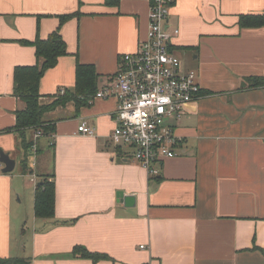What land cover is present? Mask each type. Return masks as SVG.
I'll return each mask as SVG.
<instances>
[{"label": "crops", "instance_id": "1", "mask_svg": "<svg viewBox=\"0 0 264 264\" xmlns=\"http://www.w3.org/2000/svg\"><path fill=\"white\" fill-rule=\"evenodd\" d=\"M148 8L146 0H0V150L15 162L11 173L0 170V259L264 264V26L238 24L239 16L264 15V0L172 3V51L181 71L195 73L201 97L168 121L180 142L157 176L111 143L114 98L93 96L79 108L69 101L45 113L55 131L36 140L34 158L30 145L23 148L34 130L13 129L24 107L12 92L13 71L38 64L37 38L58 31L67 51L40 81L41 104L60 90L76 94L77 64L93 66L97 92L146 39ZM61 16L69 18L61 24ZM81 120L93 136L76 133ZM31 170L37 182L54 183L51 219L34 216ZM75 247L104 258H74Z\"/></svg>", "mask_w": 264, "mask_h": 264}, {"label": "built area", "instance_id": "2", "mask_svg": "<svg viewBox=\"0 0 264 264\" xmlns=\"http://www.w3.org/2000/svg\"><path fill=\"white\" fill-rule=\"evenodd\" d=\"M146 1L149 4L146 39L134 53L119 59L113 83L97 91L94 97L116 100L111 143L125 148L126 156L155 177L159 174L158 164L173 158L174 147L180 142L168 121L179 120L182 107L198 100L201 93L195 73L181 71L180 60L172 51V39L178 31L168 32L166 23L174 0ZM63 93L64 90L58 92ZM76 133L93 136L94 129L81 120ZM42 136L41 131L33 134L30 144L33 158L36 140ZM28 177L35 186L37 179L32 170Z\"/></svg>", "mask_w": 264, "mask_h": 264}, {"label": "trees", "instance_id": "3", "mask_svg": "<svg viewBox=\"0 0 264 264\" xmlns=\"http://www.w3.org/2000/svg\"><path fill=\"white\" fill-rule=\"evenodd\" d=\"M106 4L117 3L118 0H105ZM69 16L59 18L62 24ZM241 28H258L264 26V15H242L238 18ZM26 44V42H22ZM38 64L27 67H16L13 71L12 82L13 95L20 99L24 107L15 113L14 130L23 132L33 129L34 132L41 131L43 136H50L55 131L53 122H44L45 113L54 110L59 106H64L69 101H74L76 108L85 106L96 94L95 83L97 75L93 66H76V94L70 93L55 95L52 101L41 104L39 94V84L46 71L56 66L58 59L66 55V44L58 31L50 34L47 39H36L32 43ZM260 83L252 81L250 87H256ZM30 144L23 142V148L27 150ZM28 171V169H26ZM55 189L54 183L47 177L41 178L35 185L33 199L34 216L40 219H51L54 216ZM74 258H84L96 261L104 256L90 253L82 247H75L72 250ZM0 264H30V260L19 257L0 259Z\"/></svg>", "mask_w": 264, "mask_h": 264}, {"label": "water", "instance_id": "4", "mask_svg": "<svg viewBox=\"0 0 264 264\" xmlns=\"http://www.w3.org/2000/svg\"><path fill=\"white\" fill-rule=\"evenodd\" d=\"M0 164L3 165L1 172L3 174H9L14 170L15 162L12 160L8 154L0 150Z\"/></svg>", "mask_w": 264, "mask_h": 264}, {"label": "rangeland", "instance_id": "5", "mask_svg": "<svg viewBox=\"0 0 264 264\" xmlns=\"http://www.w3.org/2000/svg\"><path fill=\"white\" fill-rule=\"evenodd\" d=\"M26 182H28V181H26ZM31 185H32V184H31ZM31 185H30V186H31ZM32 186H33V185H32Z\"/></svg>", "mask_w": 264, "mask_h": 264}]
</instances>
